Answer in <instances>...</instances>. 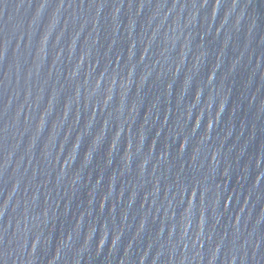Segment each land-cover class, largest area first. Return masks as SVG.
<instances>
[{
    "label": "water",
    "instance_id": "95a60500",
    "mask_svg": "<svg viewBox=\"0 0 264 264\" xmlns=\"http://www.w3.org/2000/svg\"><path fill=\"white\" fill-rule=\"evenodd\" d=\"M0 264H264V0H0Z\"/></svg>",
    "mask_w": 264,
    "mask_h": 264
}]
</instances>
